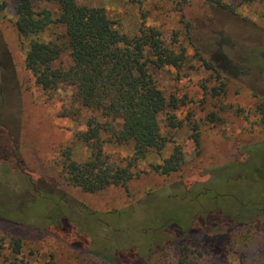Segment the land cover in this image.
Here are the masks:
<instances>
[{"label":"rangeland","instance_id":"374dc122","mask_svg":"<svg viewBox=\"0 0 264 264\" xmlns=\"http://www.w3.org/2000/svg\"><path fill=\"white\" fill-rule=\"evenodd\" d=\"M77 1L105 8L124 32L154 25L169 48L186 49L181 66L152 69L177 103L159 115L165 146L138 164L127 186L86 192L71 184L61 150L72 146L78 161L89 156L74 135L92 113L59 116L72 89L36 83L16 0H0V244L19 238L31 264H264V3ZM177 146L180 169L154 172L151 164ZM108 151L123 164L133 155L130 144ZM208 237L216 239L208 245Z\"/></svg>","mask_w":264,"mask_h":264},{"label":"trees","instance_id":"16d2710c","mask_svg":"<svg viewBox=\"0 0 264 264\" xmlns=\"http://www.w3.org/2000/svg\"><path fill=\"white\" fill-rule=\"evenodd\" d=\"M39 1L56 9L38 7L35 0H16L13 6L15 26L26 49V68L46 91L72 89L70 103L62 107L59 116L77 119L85 110L92 113L84 119L85 129L74 135L87 147L89 156L78 161L73 158L72 146L63 148L60 161L64 174L71 184L86 192H99L111 185L127 186L139 175L138 164L150 153L163 150L165 138L159 115L177 105L158 86L152 69L181 66L187 51L169 48L154 25L142 24L132 35L124 32L103 7L77 0ZM206 1L229 7L224 0ZM228 64L225 59L222 65ZM127 144L133 155L123 164V160L112 157L108 147ZM183 160V150L177 146L151 168L171 174L180 169ZM260 178L264 184L263 173ZM261 211L264 213V205ZM208 239L210 245L208 242L216 237ZM115 260L108 264H117ZM0 264H31L23 257L19 238L0 244ZM43 264L57 263L49 258Z\"/></svg>","mask_w":264,"mask_h":264}]
</instances>
